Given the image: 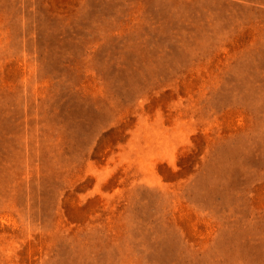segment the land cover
<instances>
[{
    "label": "rangeland",
    "instance_id": "obj_1",
    "mask_svg": "<svg viewBox=\"0 0 264 264\" xmlns=\"http://www.w3.org/2000/svg\"><path fill=\"white\" fill-rule=\"evenodd\" d=\"M0 264H264V0H0Z\"/></svg>",
    "mask_w": 264,
    "mask_h": 264
}]
</instances>
